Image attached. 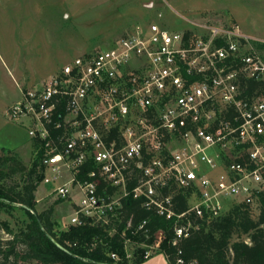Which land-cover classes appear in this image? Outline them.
I'll use <instances>...</instances> for the list:
<instances>
[{
  "label": "built area",
  "instance_id": "obj_1",
  "mask_svg": "<svg viewBox=\"0 0 264 264\" xmlns=\"http://www.w3.org/2000/svg\"><path fill=\"white\" fill-rule=\"evenodd\" d=\"M194 25L173 31L161 21L136 23L111 47L76 57L9 108L11 119L34 121L29 135L45 143L41 184L48 196H79L70 226L89 222L112 236L131 198L178 218L179 238L192 227L178 225L187 214L211 221L242 203L258 210L264 58L247 53L251 38L238 25ZM251 81L258 85L250 92ZM177 194L189 203L181 215L174 212ZM146 223L132 233L147 234ZM132 228L129 220L122 236ZM161 243L140 244L145 258Z\"/></svg>",
  "mask_w": 264,
  "mask_h": 264
},
{
  "label": "rangeland",
  "instance_id": "obj_2",
  "mask_svg": "<svg viewBox=\"0 0 264 264\" xmlns=\"http://www.w3.org/2000/svg\"><path fill=\"white\" fill-rule=\"evenodd\" d=\"M150 21L173 31L195 30L194 23L238 25L251 38L247 53L264 58V0H0V149L11 150L31 170L39 151L29 135L34 121L11 119L9 108L76 57L109 48L136 23ZM24 180L18 174L8 182ZM48 192L40 182L37 211L53 209L55 230L68 229L79 196L57 201ZM23 220L18 211L0 215L13 230ZM9 239L0 228V240ZM139 248L145 247L127 244L130 260Z\"/></svg>",
  "mask_w": 264,
  "mask_h": 264
},
{
  "label": "trees",
  "instance_id": "obj_3",
  "mask_svg": "<svg viewBox=\"0 0 264 264\" xmlns=\"http://www.w3.org/2000/svg\"><path fill=\"white\" fill-rule=\"evenodd\" d=\"M257 85L249 82L250 92ZM33 140L39 151L31 170L11 150L0 149L3 152L0 155V215L18 211L24 217L17 230L8 222L0 221V228L11 236L9 240H0V264H142L146 261L145 249L139 248L130 260L127 239L152 245L159 238L162 243L158 252L164 253L170 264H178L179 260L183 261L181 264H264V194L257 218L254 217L256 211L244 203L211 221L187 214L178 225L191 223L192 227L181 238L175 233L178 218L161 217L143 207L142 199L133 198L124 202L122 220L117 222V232L112 236L105 227L89 222L58 232L53 209L40 213L36 209L35 193L43 177L40 162L45 143ZM90 167L86 165L85 172ZM18 174L25 178L22 185L8 182ZM173 202L176 215L189 209L186 195H175ZM129 220L133 228L122 236ZM144 221L147 234L143 230L133 234V229ZM112 254H116L118 260L113 259Z\"/></svg>",
  "mask_w": 264,
  "mask_h": 264
},
{
  "label": "crops",
  "instance_id": "obj_4",
  "mask_svg": "<svg viewBox=\"0 0 264 264\" xmlns=\"http://www.w3.org/2000/svg\"><path fill=\"white\" fill-rule=\"evenodd\" d=\"M155 254L146 259L142 264H170L165 254Z\"/></svg>",
  "mask_w": 264,
  "mask_h": 264
}]
</instances>
